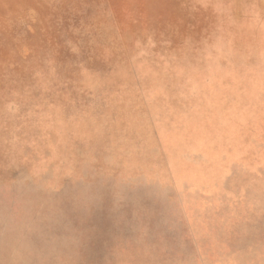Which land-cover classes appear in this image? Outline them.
<instances>
[{"label":"rangeland","instance_id":"374dc122","mask_svg":"<svg viewBox=\"0 0 264 264\" xmlns=\"http://www.w3.org/2000/svg\"><path fill=\"white\" fill-rule=\"evenodd\" d=\"M0 264H264V0H0Z\"/></svg>","mask_w":264,"mask_h":264}]
</instances>
